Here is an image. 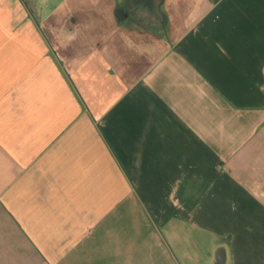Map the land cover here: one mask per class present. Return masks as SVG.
I'll return each mask as SVG.
<instances>
[{
    "label": "crops",
    "instance_id": "crops-1",
    "mask_svg": "<svg viewBox=\"0 0 264 264\" xmlns=\"http://www.w3.org/2000/svg\"><path fill=\"white\" fill-rule=\"evenodd\" d=\"M49 1L0 0V264H264V0H190L130 81Z\"/></svg>",
    "mask_w": 264,
    "mask_h": 264
},
{
    "label": "rangeland",
    "instance_id": "rangeland-1",
    "mask_svg": "<svg viewBox=\"0 0 264 264\" xmlns=\"http://www.w3.org/2000/svg\"><path fill=\"white\" fill-rule=\"evenodd\" d=\"M60 1L50 0L48 5ZM191 3L190 0H67L63 10L78 6L71 15L74 18L68 19L79 27L78 46L100 45L119 70L136 74L161 50L163 44L158 41L166 42L171 17L175 15L182 20ZM77 44H69L70 49H76ZM255 190L264 196V185Z\"/></svg>",
    "mask_w": 264,
    "mask_h": 264
},
{
    "label": "trees",
    "instance_id": "trees-1",
    "mask_svg": "<svg viewBox=\"0 0 264 264\" xmlns=\"http://www.w3.org/2000/svg\"><path fill=\"white\" fill-rule=\"evenodd\" d=\"M151 64V63H150ZM150 64H148V65H146L145 67H144V69L143 70H145V68H147ZM121 71V73L125 76V78L128 80V81H130V80H134V79H136L137 77H139L140 75H141V73H136V74H132V73H129V72H125V71H122V70H120ZM141 72V71H140Z\"/></svg>",
    "mask_w": 264,
    "mask_h": 264
}]
</instances>
